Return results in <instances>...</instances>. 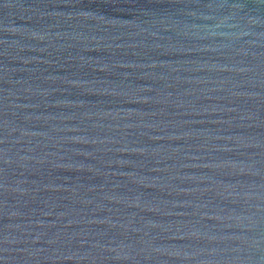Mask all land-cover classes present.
<instances>
[{"label":"water","instance_id":"95a60500","mask_svg":"<svg viewBox=\"0 0 264 264\" xmlns=\"http://www.w3.org/2000/svg\"><path fill=\"white\" fill-rule=\"evenodd\" d=\"M0 264H264V0H0Z\"/></svg>","mask_w":264,"mask_h":264}]
</instances>
